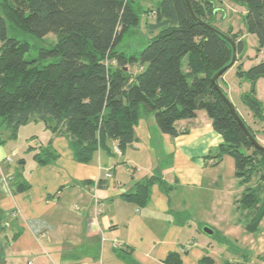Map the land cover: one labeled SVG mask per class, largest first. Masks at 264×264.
<instances>
[{
    "label": "trees",
    "instance_id": "16d2710c",
    "mask_svg": "<svg viewBox=\"0 0 264 264\" xmlns=\"http://www.w3.org/2000/svg\"><path fill=\"white\" fill-rule=\"evenodd\" d=\"M233 1L246 6L247 29L263 49L264 0ZM190 3L197 20L187 0H158L152 9L155 23L149 25L153 36L142 50L127 55L118 44L141 24L134 0H0V130L11 139L30 121H42L52 133L68 138L76 161L90 163L99 150L113 154L114 142L122 150L133 144L142 110L152 112L159 130L171 137L182 133L176 127L178 120L206 110L223 139L218 157L234 159L235 176L243 187L238 209L245 212L246 229L254 232L264 218V149L251 142L216 88L228 97L222 85L227 71L216 84L212 82L233 58L231 43L209 27H215L214 2ZM50 34L55 35L54 46L39 48L40 60L50 62L27 59L32 47L27 36ZM224 34L236 42V65L245 42L239 33ZM242 65L238 74L251 83L243 102L255 120L264 122V103L256 91L258 79L264 77V59L247 70ZM133 66L139 68L136 73ZM34 158L45 165L58 154L48 143ZM155 180L139 182L136 192L125 198L144 206ZM26 188L23 182L17 190ZM168 262L180 264V258L173 253ZM200 263L246 264L218 262L212 255H205Z\"/></svg>",
    "mask_w": 264,
    "mask_h": 264
},
{
    "label": "crops",
    "instance_id": "0c3cea01",
    "mask_svg": "<svg viewBox=\"0 0 264 264\" xmlns=\"http://www.w3.org/2000/svg\"><path fill=\"white\" fill-rule=\"evenodd\" d=\"M146 113L132 145L118 152L114 142L113 154L99 150L90 163L76 161L68 138L42 121H30L11 139L0 130V264H170L173 253L180 264H201L205 255L217 260L191 224L193 201L200 204L197 216L217 230L226 225L224 234L253 256L250 262L237 252L222 261L264 264V218L257 231L246 229L240 183L232 196L222 195L223 139L207 111L178 120L177 137L162 133ZM48 143L58 158L43 165L34 155ZM151 177L144 206L125 198ZM23 182L28 188L17 190ZM115 241L123 245L115 248Z\"/></svg>",
    "mask_w": 264,
    "mask_h": 264
},
{
    "label": "rangeland",
    "instance_id": "374dc122",
    "mask_svg": "<svg viewBox=\"0 0 264 264\" xmlns=\"http://www.w3.org/2000/svg\"><path fill=\"white\" fill-rule=\"evenodd\" d=\"M215 4V10L213 18L211 20L212 24L218 28L221 32L233 35L234 33H239L240 37L245 42V47L242 53H240L239 62L232 68H230L224 75V79L227 82L225 90L228 97L232 103L240 110V112L246 117L247 121L252 125V128L258 134V140L264 145V122L260 121L258 118L253 117L250 109L245 106L243 102V94L250 90L251 83L245 76H240L238 74L239 63H243V69H249L253 65L257 64L264 59V48L260 49L258 38L255 34L248 31L245 22V16L247 13V8L245 5L235 2L233 0H212ZM158 0H134L135 8L137 9L140 17L141 24L136 28H131L120 40L118 44L119 50L125 51L127 55H131L135 51L142 50L149 39L153 36V33L149 27L151 23H155V13L152 11L155 8ZM12 30L10 29V35ZM23 38V37H20ZM55 35L50 34L45 38H38L32 35L27 36V41L31 44V50L26 55L27 59H38L40 64H47L49 60H40L39 48L47 47L52 48L55 43ZM139 68L133 66L131 71L136 73ZM184 70H187L186 59L184 60ZM256 91L259 99L264 103V77H260L256 83ZM146 114H153L152 112H147ZM144 110L141 111L140 120L144 119ZM148 116V115H147ZM218 170L221 171L222 178V195L233 194V188L239 187V179L234 173V160L230 156H226L223 161L218 166ZM216 169V171H218ZM211 192H209L210 194ZM208 194V195H209ZM241 194V191H240ZM205 207H208L206 203ZM192 209V221L191 224L197 229V235L199 242H206L209 244L210 250L213 248L217 251V260L222 261L223 256H236L239 254L248 253L250 256V262L253 260L251 249H248V245H245L243 241L235 240V238L227 237L224 234V224L217 229H214L210 224L205 223L203 219L205 217L198 215L200 210V204L197 205L196 201H193ZM208 210V208H207ZM206 212V211H205ZM211 219V215L209 216ZM207 220V219H206ZM208 227L213 230L212 234L206 233L204 228ZM238 247V248H237ZM223 248V249H220ZM238 249V250H237Z\"/></svg>",
    "mask_w": 264,
    "mask_h": 264
},
{
    "label": "water",
    "instance_id": "95a60500",
    "mask_svg": "<svg viewBox=\"0 0 264 264\" xmlns=\"http://www.w3.org/2000/svg\"><path fill=\"white\" fill-rule=\"evenodd\" d=\"M187 3L189 5V9L191 11V14L193 16V18L195 20L198 19L197 15L195 14L192 6H191V3H190V0H187ZM209 27L214 30L216 33H218L219 35H221L222 37H224L225 39H227L232 47H233V58H232V61L229 65H227L226 67L222 68L221 70H219L212 78V82L214 84H216V81L217 79L222 76L226 71H228L231 67H233L237 61V48H236V42L231 39L229 36H227L226 34H224L223 32H221L219 29L209 25ZM217 90L219 91V93L223 96L224 100L226 101L227 105L229 106L230 108V111L232 112L233 116L237 119V121L239 122L240 126L242 127V129L244 130V132L246 133V135L249 137V139L251 140V142L259 149H264V145H262L258 139H256L253 134L251 133V131L248 129V127L246 126V124L244 123V121L241 119L240 115L238 114L236 108L234 107L233 103L231 102V100L223 93V91L221 90V88L217 85L216 86ZM204 231L206 233H209V234H212L213 233V230L208 228V227H205L204 228Z\"/></svg>",
    "mask_w": 264,
    "mask_h": 264
},
{
    "label": "built area",
    "instance_id": "2783aa9c",
    "mask_svg": "<svg viewBox=\"0 0 264 264\" xmlns=\"http://www.w3.org/2000/svg\"><path fill=\"white\" fill-rule=\"evenodd\" d=\"M116 151H118V152H120V149H119V147H116ZM107 176H111V173H107ZM123 245V242H121V241H115L114 242V247L115 248H120L121 246Z\"/></svg>",
    "mask_w": 264,
    "mask_h": 264
}]
</instances>
